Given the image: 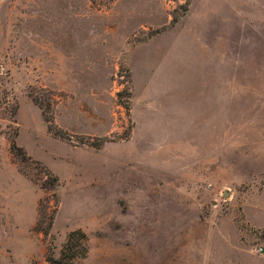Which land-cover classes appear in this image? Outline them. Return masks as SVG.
I'll list each match as a JSON object with an SVG mask.
<instances>
[{
  "label": "rangeland",
  "instance_id": "rangeland-1",
  "mask_svg": "<svg viewBox=\"0 0 264 264\" xmlns=\"http://www.w3.org/2000/svg\"><path fill=\"white\" fill-rule=\"evenodd\" d=\"M77 230L68 264H264V0H0V264Z\"/></svg>",
  "mask_w": 264,
  "mask_h": 264
},
{
  "label": "trees",
  "instance_id": "trees-1",
  "mask_svg": "<svg viewBox=\"0 0 264 264\" xmlns=\"http://www.w3.org/2000/svg\"><path fill=\"white\" fill-rule=\"evenodd\" d=\"M11 149L22 153V150L12 143ZM87 254V238L80 231L71 232L66 240L61 252V263L68 264L74 258H84Z\"/></svg>",
  "mask_w": 264,
  "mask_h": 264
},
{
  "label": "built area",
  "instance_id": "built-area-1",
  "mask_svg": "<svg viewBox=\"0 0 264 264\" xmlns=\"http://www.w3.org/2000/svg\"><path fill=\"white\" fill-rule=\"evenodd\" d=\"M258 251H262V248H259Z\"/></svg>",
  "mask_w": 264,
  "mask_h": 264
}]
</instances>
